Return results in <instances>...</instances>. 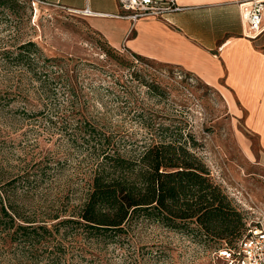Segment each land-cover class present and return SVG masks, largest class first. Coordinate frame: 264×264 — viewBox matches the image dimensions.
Returning <instances> with one entry per match:
<instances>
[{
    "label": "rangeland",
    "instance_id": "374dc122",
    "mask_svg": "<svg viewBox=\"0 0 264 264\" xmlns=\"http://www.w3.org/2000/svg\"><path fill=\"white\" fill-rule=\"evenodd\" d=\"M248 138L194 75L111 47L83 15L0 0V188L18 223L50 224L76 211L100 144L132 155L168 141L203 161L241 213L243 233L264 226V170L247 157ZM177 222L140 213L105 241L73 231L36 242L0 217V264H231L222 253L235 241Z\"/></svg>",
    "mask_w": 264,
    "mask_h": 264
},
{
    "label": "trees",
    "instance_id": "16d2710c",
    "mask_svg": "<svg viewBox=\"0 0 264 264\" xmlns=\"http://www.w3.org/2000/svg\"><path fill=\"white\" fill-rule=\"evenodd\" d=\"M31 45L27 42L23 47ZM46 60L58 65L57 58ZM98 149L87 196L76 211L55 214L50 224L25 218V224H20L21 214L0 188V217L7 218L11 226L16 224L31 241L45 242L49 236L64 237L74 231L98 242L123 232L140 213L153 214L173 228L177 221H194L210 236L228 244L235 241L226 251L236 247L243 235V217L185 144L159 141L132 155L103 144Z\"/></svg>",
    "mask_w": 264,
    "mask_h": 264
},
{
    "label": "crops",
    "instance_id": "0c3cea01",
    "mask_svg": "<svg viewBox=\"0 0 264 264\" xmlns=\"http://www.w3.org/2000/svg\"><path fill=\"white\" fill-rule=\"evenodd\" d=\"M37 1L67 11L88 8L90 26L111 47L172 66L214 88L254 139L245 141L248 159L264 170V30L254 39L243 35L241 0H178L182 9L165 18L135 22L122 16L117 0Z\"/></svg>",
    "mask_w": 264,
    "mask_h": 264
},
{
    "label": "built area",
    "instance_id": "2783aa9c",
    "mask_svg": "<svg viewBox=\"0 0 264 264\" xmlns=\"http://www.w3.org/2000/svg\"><path fill=\"white\" fill-rule=\"evenodd\" d=\"M117 2L125 12L122 16L132 22L149 16L165 18L170 13L182 9L178 0H117ZM238 7L243 35L250 39L258 37L264 30V0H241ZM69 11L84 16L92 14L88 8ZM223 252L222 255L231 257V264H264V226L255 225L247 228L236 247Z\"/></svg>",
    "mask_w": 264,
    "mask_h": 264
}]
</instances>
